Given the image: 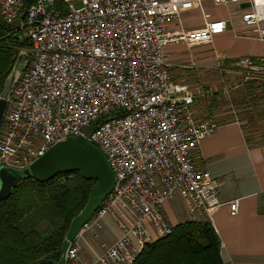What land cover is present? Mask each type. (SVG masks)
<instances>
[{
  "label": "built area",
  "instance_id": "obj_1",
  "mask_svg": "<svg viewBox=\"0 0 264 264\" xmlns=\"http://www.w3.org/2000/svg\"><path fill=\"white\" fill-rule=\"evenodd\" d=\"M26 2L0 0L2 22H18L16 30L31 45L28 68L13 85L0 123V169L28 168L53 145L81 137L101 151L115 178L69 243L64 264H133L144 245L170 233L162 207L176 196L189 220L210 222L221 206L219 182L195 163L199 144L217 124L196 118L195 94L171 81L166 49L210 44L227 22L174 33L167 26L203 3L244 2L242 26L264 40V0H36L22 16ZM233 68L245 81L264 82V59L246 57ZM228 208L237 215V201ZM106 216L122 236L99 253L86 233L101 228ZM84 247L89 262L80 258Z\"/></svg>",
  "mask_w": 264,
  "mask_h": 264
},
{
  "label": "crops",
  "instance_id": "obj_2",
  "mask_svg": "<svg viewBox=\"0 0 264 264\" xmlns=\"http://www.w3.org/2000/svg\"><path fill=\"white\" fill-rule=\"evenodd\" d=\"M248 8V4L244 2L228 6L208 2L203 3L202 9L182 12L178 21L168 24V32L174 33L180 29H200L207 21L227 22L226 31L215 36L210 44L167 47L171 81L182 85L188 80L186 76L192 75L201 79L200 84L203 85L198 71L207 70L208 75H211L219 64L227 69L233 67L231 63L246 57L264 59V40L257 39L240 21L242 12ZM190 83H194L193 78ZM195 85L197 83L191 86ZM196 87H191L194 89L191 90L193 94L200 88ZM210 94V91L204 94L206 100ZM200 96L203 95H195L193 112L198 119H203L197 105V100L204 99L197 98ZM214 106L211 101L209 108L213 110ZM197 155L199 159L195 165L207 170L219 182L218 199L221 206L213 213L209 223L221 243L220 256L223 264H264V145L247 142L241 122L233 118L217 124L215 132L199 144ZM232 201L238 203V213L235 216L229 213L228 203ZM117 210L128 220L125 213ZM162 214L172 227L189 220L185 204L179 196L163 205ZM147 229L155 237L148 224ZM121 236L114 219L106 216L101 221V228L90 230L87 237L89 246L101 253L102 249ZM90 255L88 247H84L80 258L87 262L91 260Z\"/></svg>",
  "mask_w": 264,
  "mask_h": 264
},
{
  "label": "trees",
  "instance_id": "obj_3",
  "mask_svg": "<svg viewBox=\"0 0 264 264\" xmlns=\"http://www.w3.org/2000/svg\"><path fill=\"white\" fill-rule=\"evenodd\" d=\"M36 0H27L22 16ZM0 19V96L21 54L29 64L28 39ZM234 64V63H231ZM236 116L247 142L264 145V82L246 81ZM213 99V104H215ZM242 111V112H243ZM95 182L79 172L59 174L48 182L19 181L0 200V264H57L71 220L84 208ZM221 243L207 221H185L143 246L133 264H223Z\"/></svg>",
  "mask_w": 264,
  "mask_h": 264
},
{
  "label": "water",
  "instance_id": "obj_4",
  "mask_svg": "<svg viewBox=\"0 0 264 264\" xmlns=\"http://www.w3.org/2000/svg\"><path fill=\"white\" fill-rule=\"evenodd\" d=\"M24 66L25 57L21 54L6 79L0 96V123L4 115L6 100ZM70 172H79L82 178L94 181L95 184L86 205L70 222L57 264H64L69 243L76 238L81 228L92 218L105 197L113 189L114 174L104 155L83 138L69 137L65 141L53 145L28 168L2 167L0 169V200L8 198L19 181L32 178L40 183H45L59 174Z\"/></svg>",
  "mask_w": 264,
  "mask_h": 264
},
{
  "label": "rangeland",
  "instance_id": "obj_5",
  "mask_svg": "<svg viewBox=\"0 0 264 264\" xmlns=\"http://www.w3.org/2000/svg\"><path fill=\"white\" fill-rule=\"evenodd\" d=\"M74 5L76 8L80 6V4H74ZM167 59L169 61L168 54H167ZM188 65L191 64L188 63ZM219 65L217 66L218 67L217 70L213 71L211 75H208L209 71L207 72V70L198 71V73H200V76H202L203 85L200 84L201 79L196 78L195 76L192 75H187L186 77L188 78V80L185 81L184 84H182L192 91H194V89H191V87L192 88H195L196 86H198L196 88L200 87L198 89V92L195 93V95H199V94L203 95L197 97L199 99L204 97V94L206 95L208 91H210L211 93L210 94L211 96H208L207 100L205 97L204 99L203 98L200 99L203 101L197 100V105L201 112V118H203V119L199 118L200 121H207L212 119L213 122L218 124L219 122H228L229 120L236 118V116L246 112V110L245 112L242 110L243 111L242 112L241 109L237 108V106L235 105L238 97L242 95L241 94L242 86L246 84L244 77L241 74L237 73V71H235L233 67H227V69H225L224 67L222 68ZM192 78L194 79V83H190V81H192ZM195 83H197L195 87L191 86ZM213 99L216 102L214 109L212 110L209 108V103H211V101L213 102ZM170 227L172 228V226ZM86 235L88 236V232L86 233ZM103 250L105 249H102V251Z\"/></svg>",
  "mask_w": 264,
  "mask_h": 264
}]
</instances>
